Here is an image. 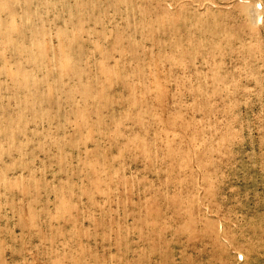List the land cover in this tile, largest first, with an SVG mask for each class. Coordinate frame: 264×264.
<instances>
[{"label": "rangeland", "instance_id": "374dc122", "mask_svg": "<svg viewBox=\"0 0 264 264\" xmlns=\"http://www.w3.org/2000/svg\"><path fill=\"white\" fill-rule=\"evenodd\" d=\"M0 264H264V0H0Z\"/></svg>", "mask_w": 264, "mask_h": 264}, {"label": "bare ground", "instance_id": "6f19581e", "mask_svg": "<svg viewBox=\"0 0 264 264\" xmlns=\"http://www.w3.org/2000/svg\"><path fill=\"white\" fill-rule=\"evenodd\" d=\"M201 203V202H200Z\"/></svg>", "mask_w": 264, "mask_h": 264}]
</instances>
